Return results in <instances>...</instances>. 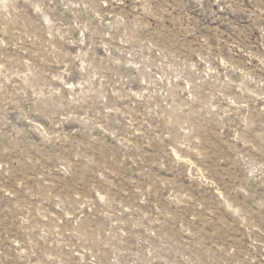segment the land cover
Masks as SVG:
<instances>
[{
	"label": "rangeland",
	"instance_id": "374dc122",
	"mask_svg": "<svg viewBox=\"0 0 264 264\" xmlns=\"http://www.w3.org/2000/svg\"><path fill=\"white\" fill-rule=\"evenodd\" d=\"M0 264H264V0H0Z\"/></svg>",
	"mask_w": 264,
	"mask_h": 264
}]
</instances>
